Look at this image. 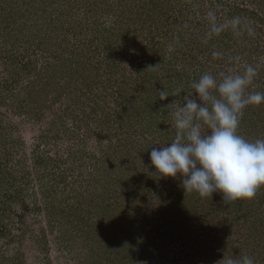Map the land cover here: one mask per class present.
Returning a JSON list of instances; mask_svg holds the SVG:
<instances>
[{
  "label": "rangeland",
  "instance_id": "rangeland-1",
  "mask_svg": "<svg viewBox=\"0 0 264 264\" xmlns=\"http://www.w3.org/2000/svg\"><path fill=\"white\" fill-rule=\"evenodd\" d=\"M249 65L264 92V0H0V264H264V186L229 205L150 161L193 82Z\"/></svg>",
  "mask_w": 264,
  "mask_h": 264
},
{
  "label": "clouds",
  "instance_id": "clouds-1",
  "mask_svg": "<svg viewBox=\"0 0 264 264\" xmlns=\"http://www.w3.org/2000/svg\"><path fill=\"white\" fill-rule=\"evenodd\" d=\"M208 16L215 33L241 24L237 17L217 25L214 13ZM255 75L256 69L249 65L243 74H221L217 80L205 73L191 84L194 91L184 95L171 113L174 139L150 152L159 179L179 177L185 193L202 198L220 192L229 205L255 197L264 186V139L250 141L237 133L244 108L264 103V92L247 91ZM182 90L171 96H179ZM159 92L160 100L170 96L164 89ZM223 259L224 264H254L246 255Z\"/></svg>",
  "mask_w": 264,
  "mask_h": 264
}]
</instances>
